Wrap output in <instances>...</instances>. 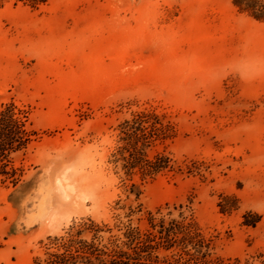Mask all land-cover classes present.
Segmentation results:
<instances>
[{
	"label": "rangeland",
	"instance_id": "obj_1",
	"mask_svg": "<svg viewBox=\"0 0 264 264\" xmlns=\"http://www.w3.org/2000/svg\"><path fill=\"white\" fill-rule=\"evenodd\" d=\"M0 115V264H264V0H0Z\"/></svg>",
	"mask_w": 264,
	"mask_h": 264
},
{
	"label": "trees",
	"instance_id": "obj_2",
	"mask_svg": "<svg viewBox=\"0 0 264 264\" xmlns=\"http://www.w3.org/2000/svg\"><path fill=\"white\" fill-rule=\"evenodd\" d=\"M2 124H3V118L0 115V126ZM189 223L190 222H188L187 225L185 226L186 228L191 229V225ZM178 227L182 228V226H178ZM177 243H179V241L175 237L174 239L168 241L167 246L173 247ZM138 245L139 246H136L134 248L135 251H133L132 253H129V252L122 253L119 256L123 258L113 259L112 264H158L157 263L158 258L155 255H153V252H152L153 246H150L148 244L144 245L141 242ZM179 253L183 255V249H180ZM173 261H174L173 259L169 261L164 260L163 264H173Z\"/></svg>",
	"mask_w": 264,
	"mask_h": 264
}]
</instances>
